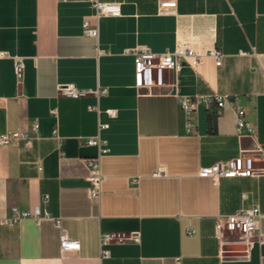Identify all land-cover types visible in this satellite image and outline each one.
<instances>
[{
    "label": "crops",
    "instance_id": "1",
    "mask_svg": "<svg viewBox=\"0 0 264 264\" xmlns=\"http://www.w3.org/2000/svg\"><path fill=\"white\" fill-rule=\"evenodd\" d=\"M102 1L121 3V13L100 18L96 40L83 29L94 22L87 0H0V49L9 54L0 60V134L38 123L29 146L0 147V222L45 209L80 243L62 253L54 220L24 218L0 225V264H264L256 236L245 243L215 231L218 215L258 205L264 234V0H175L167 14L161 0ZM180 42L220 50L221 64L207 55L166 71L162 86L137 88L130 50L172 52ZM14 58L25 64L21 82ZM70 83L105 93L70 98L59 91ZM216 96L230 103L219 108ZM182 97L199 98L191 117ZM237 105L254 136L237 134ZM97 136L108 152L96 200L85 160L99 151L85 142ZM243 150L255 175L218 183L199 175ZM105 234L126 239L103 245Z\"/></svg>",
    "mask_w": 264,
    "mask_h": 264
},
{
    "label": "built area",
    "instance_id": "2",
    "mask_svg": "<svg viewBox=\"0 0 264 264\" xmlns=\"http://www.w3.org/2000/svg\"><path fill=\"white\" fill-rule=\"evenodd\" d=\"M95 10L94 22L90 19L85 20L83 24L84 33L98 40L99 38V20L104 16H117L121 13V3L105 2L102 0H87ZM176 7L175 0H161L159 4V13L167 14L172 12ZM134 56L135 64V79L136 87L139 89L150 90L157 86L164 84V73L166 71L178 72L185 64L196 66L200 64L204 57L209 55L215 58L216 64H221L223 53L214 49L207 54L201 53L193 48L191 45L180 42L174 51L156 53L147 46H139L130 50ZM9 57L8 52L0 49V60ZM14 71L18 82H21L24 76L25 64L21 58H14ZM59 91L62 95L70 98H79L90 93H96L101 97L105 91L79 89L75 84L59 85ZM197 97H182L180 99L182 110L188 117H191L198 103ZM217 105L219 108L226 103H230L228 96H216ZM236 115V131L241 137L254 136L255 125L247 122L244 118L245 109L242 106L234 107ZM108 113L115 117V111H108ZM106 124H101V128L107 127ZM38 132V123L34 122L30 129L8 130L0 134V147L16 146L21 142H25L27 146L32 143L33 135ZM87 145L96 146L98 148V156L95 158L85 160V165L89 170V187L88 194L91 199H99L102 190L103 176L101 173L100 157L103 153L108 152L107 142L100 136L86 139ZM251 152L243 150L236 157L225 161H218L212 166L202 168L199 175L201 177L210 178L213 182L218 183L224 178H233L237 176H253L256 174L253 157ZM49 202V196L43 197V204ZM34 218L38 223L46 219H52L56 222L60 229V250L62 253L74 252L79 250L80 243L78 240L72 239L68 236L66 230L62 226L61 219L51 218L49 213L44 209L43 214H31L29 212H20L14 210L12 216L5 218L0 222V225H15L24 218ZM262 214L258 205L252 206L249 209L241 210L232 214H220L216 218L215 231L217 236L236 235L242 242H248L250 237L256 236L260 244H264V234L260 231ZM194 234L193 230L189 231ZM126 239L124 235L120 234H105L101 236V244H107L111 241L123 242ZM103 256H109V252H103Z\"/></svg>",
    "mask_w": 264,
    "mask_h": 264
},
{
    "label": "water",
    "instance_id": "3",
    "mask_svg": "<svg viewBox=\"0 0 264 264\" xmlns=\"http://www.w3.org/2000/svg\"><path fill=\"white\" fill-rule=\"evenodd\" d=\"M229 249H230V247H227V248H226V250H229Z\"/></svg>",
    "mask_w": 264,
    "mask_h": 264
}]
</instances>
